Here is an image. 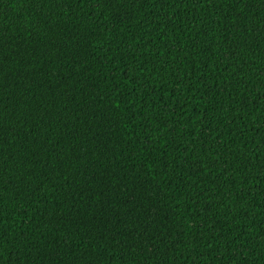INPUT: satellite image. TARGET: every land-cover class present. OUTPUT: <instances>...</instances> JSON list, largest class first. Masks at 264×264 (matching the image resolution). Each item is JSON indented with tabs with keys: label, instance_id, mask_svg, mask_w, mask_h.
Wrapping results in <instances>:
<instances>
[{
	"label": "trees",
	"instance_id": "obj_1",
	"mask_svg": "<svg viewBox=\"0 0 264 264\" xmlns=\"http://www.w3.org/2000/svg\"><path fill=\"white\" fill-rule=\"evenodd\" d=\"M0 264H264V0H0Z\"/></svg>",
	"mask_w": 264,
	"mask_h": 264
}]
</instances>
